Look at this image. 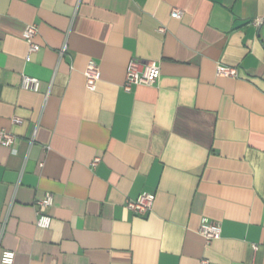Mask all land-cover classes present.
<instances>
[{"label":"crops","instance_id":"1","mask_svg":"<svg viewBox=\"0 0 264 264\" xmlns=\"http://www.w3.org/2000/svg\"><path fill=\"white\" fill-rule=\"evenodd\" d=\"M131 59L157 63L158 81L124 92ZM0 130L16 137L0 144L13 264H264V0H0ZM143 193L154 205L139 217L124 202ZM206 222L221 226L208 246Z\"/></svg>","mask_w":264,"mask_h":264},{"label":"built area","instance_id":"2","mask_svg":"<svg viewBox=\"0 0 264 264\" xmlns=\"http://www.w3.org/2000/svg\"><path fill=\"white\" fill-rule=\"evenodd\" d=\"M183 16V11L179 8L173 7L170 11V17L180 20ZM159 33H164L165 28L159 27L157 29ZM38 33V27L36 24H28L25 26L22 38L27 45V57L32 53L39 50V46L34 42ZM66 51L64 45L59 55L61 56ZM217 77L238 78V71L236 67H229L218 64L215 69ZM85 79V88L88 91H95L96 85L100 80V70L94 61H89L83 71ZM160 77L159 65L150 61H139L131 59L126 67L125 78L122 85L124 92H130L133 86L136 85H153ZM21 88L25 90L37 91L39 88V81L36 78L26 75L22 76ZM20 119H13V123H19ZM16 137L11 133L0 130V144L11 148L15 143ZM100 161L99 157H96L91 162V166H95ZM53 205V196L46 193L41 199L35 201V225L39 229H49L52 221V217L49 214V209ZM154 205V195L151 193H143L135 199H126L124 207L136 216L143 217L150 213ZM199 234L203 237L205 245L208 246L216 239H219L221 235V226L218 223L206 222L203 223L199 229ZM256 250L257 247L253 246ZM15 253L13 251L4 250L0 255V264H13ZM199 264H210L207 260L202 259Z\"/></svg>","mask_w":264,"mask_h":264}]
</instances>
